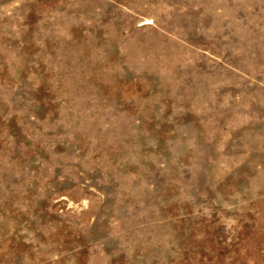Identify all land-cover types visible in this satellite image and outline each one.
<instances>
[{
    "label": "rangeland",
    "instance_id": "374dc122",
    "mask_svg": "<svg viewBox=\"0 0 264 264\" xmlns=\"http://www.w3.org/2000/svg\"><path fill=\"white\" fill-rule=\"evenodd\" d=\"M0 264H264V0H0Z\"/></svg>",
    "mask_w": 264,
    "mask_h": 264
}]
</instances>
